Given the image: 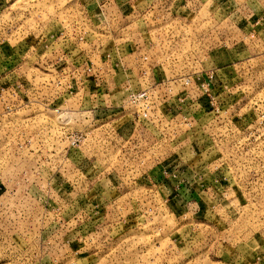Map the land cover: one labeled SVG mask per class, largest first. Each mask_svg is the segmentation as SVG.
I'll use <instances>...</instances> for the list:
<instances>
[{
  "label": "rangeland",
  "instance_id": "rangeland-1",
  "mask_svg": "<svg viewBox=\"0 0 264 264\" xmlns=\"http://www.w3.org/2000/svg\"><path fill=\"white\" fill-rule=\"evenodd\" d=\"M172 1L0 0V83L18 82L27 95L43 90L51 76L45 60L58 53L46 49L72 48L86 32L90 53L98 43L125 50L151 45L169 76L222 69L227 111L241 128L219 132L223 141L212 144L215 163L224 165L221 191L177 207L151 182L159 164L142 165L133 157L136 148H97L90 139L74 150L58 147L59 119L47 109V118L40 114V100L26 99L16 111L0 101V264H254V249L263 251L264 34L236 31L242 13L227 18L219 0L181 8ZM233 2L244 4L247 15L259 8L257 0ZM86 11L101 18H85ZM61 32L67 41H60ZM44 89L55 94L57 88ZM30 137L37 141L32 147L23 144ZM46 139L57 145H44ZM33 185L45 191L32 194ZM89 204L97 205L94 212Z\"/></svg>",
  "mask_w": 264,
  "mask_h": 264
},
{
  "label": "built area",
  "instance_id": "built-area-1",
  "mask_svg": "<svg viewBox=\"0 0 264 264\" xmlns=\"http://www.w3.org/2000/svg\"><path fill=\"white\" fill-rule=\"evenodd\" d=\"M83 15L88 18L87 13ZM65 35L60 33V41H67ZM88 35V32L79 33L72 48L46 49L45 54H59L54 60H45L44 69L51 76L45 77L43 90L27 95L20 93L18 82L8 86L11 81H2L0 101H10L6 107L16 111L26 99L40 100L39 113L47 118V109L59 119L55 126L58 147L78 149L90 139L97 148L109 145L114 149L121 143L129 149L136 148L133 157L142 165L148 161L159 164L156 168L161 181L155 171L149 177L155 185L164 186L170 195L201 196L221 191L217 183L223 186L221 181L226 179L221 177L224 165L215 163L212 144L219 146L223 141L219 132L241 127L228 114L226 80L220 78L217 68L195 69L188 75L155 82L152 63L158 61L152 62L148 53H142L135 56L140 73V87L135 88L128 76L131 67L126 59L127 49L117 44H110L107 49L98 43L95 53H90L93 42L88 40ZM53 38L52 35L49 42ZM149 46L142 45L136 51ZM73 51L80 53L75 56ZM52 83L57 88L55 94L51 93ZM111 83L115 87L109 90ZM43 126L49 127L47 119ZM96 130L103 136L96 134ZM47 140L44 145H57ZM36 142L30 137L23 144L32 147Z\"/></svg>",
  "mask_w": 264,
  "mask_h": 264
},
{
  "label": "crops",
  "instance_id": "crops-1",
  "mask_svg": "<svg viewBox=\"0 0 264 264\" xmlns=\"http://www.w3.org/2000/svg\"><path fill=\"white\" fill-rule=\"evenodd\" d=\"M263 1L264 0H257V3L259 4L258 11L252 13L251 15H247L246 14V7L244 6V4H240V6L236 7V4H234L233 0H219V4H221L225 10L229 11V15H227V18L233 19V18H235L234 16L238 14V12L242 13L241 17H239L238 19L235 18L236 19L235 22H236V25H237L236 31H238L240 34H242L244 32L246 34H250L253 38H256V37L259 38L261 35L264 34V4H263ZM203 2H205V0H189L188 2H185V0H173L172 4L174 5V7L177 5V7L181 8V6L189 5V3L200 4V3H203ZM131 7L126 9L127 10L126 16L128 14H132V8ZM173 11H174V9H173ZM86 13H87V16L89 18L91 17V19H93V18H95V19L96 18L97 19L101 18L100 15H96V17H95V16H92V15H89L88 11H86ZM111 14L112 13L107 11V16L108 17H110ZM142 18L143 19L144 18L148 19L147 15H143ZM253 44H254V42H253ZM127 50H128V53H130V54L128 55V57L126 59L128 60V63L130 64V67H131V65H133V64L135 65V63H136L134 61L135 56H139L142 53H148L151 56L150 59H151L152 62H154L156 60V57H154V55L152 54L153 51L149 47H146V48L143 47L140 52H137L135 49H131V47L129 45H127ZM129 50H131L132 53ZM74 53H75V51H73V54ZM152 64H153V67H152L153 70L151 72V74L153 76L152 81H155V82L156 81H160L162 79L172 78V77H174L176 75H185V74L188 75V74L192 73V71L190 73L189 72H179L177 74L169 76L167 74V72L165 71L164 67H162L163 65L161 66L160 63H156V62H154ZM217 70H218V75L220 76V78L224 80L225 76H224V73H223L222 69H217ZM129 75H130V78H131L133 86L135 88H139L140 86L138 84V79H137V76H138L137 70H132L130 68ZM110 85L111 86L109 87V90H112L115 87V85H113L112 83ZM156 174H157V176H159L158 177L159 181H161V175H160V171H159L158 168H157ZM83 177L84 176L78 178L77 182H80V184H78V186H81V181L82 182L85 181L83 179ZM103 180L105 181L106 187H104V188L107 190V192L114 193L115 188H114V186L112 184H110V180H107L105 177H103ZM52 181L50 182V185L53 184L55 190H58L59 192L62 189L67 191V188H65L63 184L58 186V187H55L58 184H56L57 183L56 181L55 182H52ZM166 185L171 187L169 183H166ZM161 188H162L161 192H163V194L167 197L166 199H168V200L173 199L174 203L177 205V207H181V208L189 207L190 205H192L194 203L193 201L197 200V198L200 196L197 193H193L190 196H183V195L182 196H175V195H172V194L170 195L167 192V190L164 188V186H161ZM29 189H30L29 192L32 193V194L35 193L33 191H36L37 193H39L40 190L41 191H45V189L43 187H36V185H33ZM92 190L93 189H91V191ZM67 192H66V194H68ZM100 194H102V192L99 193L98 195H100ZM94 202L95 201H93V203ZM96 206H97L96 204H94V205L93 204H89V207H91V211H93V212L95 211V207ZM258 225H260V223H258ZM259 238H260V236H259ZM261 238L264 239V232H262ZM255 241H257V240L254 239V241H253L254 244L257 243ZM259 249H260L259 247L254 249L256 251V253H255L256 255L254 256V259H253V263L254 264H260V260H264V249L262 248L263 251L261 253L259 252ZM237 257L240 258L239 254H237ZM241 259L243 260V257H241Z\"/></svg>",
  "mask_w": 264,
  "mask_h": 264
}]
</instances>
